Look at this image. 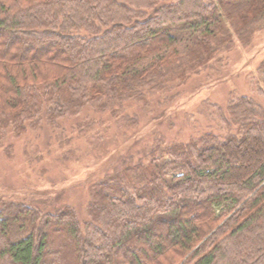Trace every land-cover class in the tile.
<instances>
[{"label":"trees","instance_id":"1","mask_svg":"<svg viewBox=\"0 0 264 264\" xmlns=\"http://www.w3.org/2000/svg\"><path fill=\"white\" fill-rule=\"evenodd\" d=\"M263 28L264 0H0V140L64 139L81 115L80 132L109 114L136 125L127 110ZM255 73L216 126L155 132L96 176L84 221L68 202L0 198V264H264V58Z\"/></svg>","mask_w":264,"mask_h":264},{"label":"rangeland","instance_id":"2","mask_svg":"<svg viewBox=\"0 0 264 264\" xmlns=\"http://www.w3.org/2000/svg\"><path fill=\"white\" fill-rule=\"evenodd\" d=\"M263 58L264 28L255 31L249 46L237 42L226 53L225 63L203 67L186 87L181 84L169 92L168 99L159 95L161 99L155 97L149 106L138 104L127 110L129 116L138 115L136 125L127 126L125 119L117 121L109 114L103 122L96 119L89 133L80 132L78 123L88 117L81 115L67 121L64 139L48 127L0 140V198L19 193L41 205L68 202L84 221L89 187L96 176L124 153L140 155L155 132H163L167 140H186L207 126H216L219 119L214 112L220 105L226 110L232 96L255 93L256 67ZM90 135L93 143L87 138ZM103 142H108L106 149L100 148Z\"/></svg>","mask_w":264,"mask_h":264}]
</instances>
